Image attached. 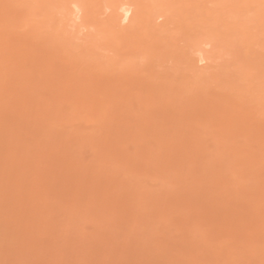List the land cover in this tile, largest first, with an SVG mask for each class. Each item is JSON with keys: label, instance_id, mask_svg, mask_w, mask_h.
Wrapping results in <instances>:
<instances>
[{"label": "rangeland", "instance_id": "1", "mask_svg": "<svg viewBox=\"0 0 264 264\" xmlns=\"http://www.w3.org/2000/svg\"><path fill=\"white\" fill-rule=\"evenodd\" d=\"M0 264H264V0H0Z\"/></svg>", "mask_w": 264, "mask_h": 264}]
</instances>
